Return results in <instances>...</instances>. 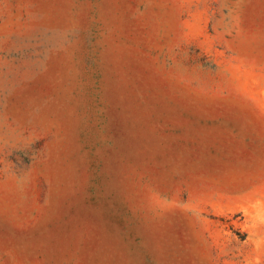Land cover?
Wrapping results in <instances>:
<instances>
[{
  "label": "rangeland",
  "instance_id": "rangeland-1",
  "mask_svg": "<svg viewBox=\"0 0 264 264\" xmlns=\"http://www.w3.org/2000/svg\"><path fill=\"white\" fill-rule=\"evenodd\" d=\"M0 264H264V0H0Z\"/></svg>",
  "mask_w": 264,
  "mask_h": 264
}]
</instances>
